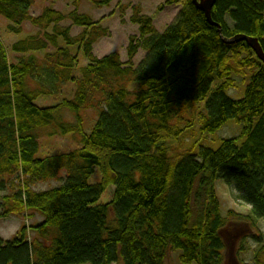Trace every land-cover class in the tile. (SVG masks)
Wrapping results in <instances>:
<instances>
[{"label": "trees", "instance_id": "16d2710c", "mask_svg": "<svg viewBox=\"0 0 264 264\" xmlns=\"http://www.w3.org/2000/svg\"><path fill=\"white\" fill-rule=\"evenodd\" d=\"M35 1L0 0L10 30L21 33L28 20L39 27L15 44L23 53L17 63L0 38V191L6 193L0 198L1 215L28 213L42 221L32 225L31 239L25 229L0 237V264H164L177 250L184 264L228 263V234L257 228L264 218V64L246 41L225 43L194 0H167L183 8L163 33L135 5L131 21L139 37H131L126 62L118 53L93 54L98 39L110 33L79 11L78 0L73 11L47 7L38 17L30 14ZM212 16L225 37H256L264 49V0H216ZM66 19L82 33L72 35L71 25H61ZM140 48L148 55L135 67ZM80 52L89 62L78 68ZM248 70L255 72L243 96L233 98L234 75ZM68 82L76 84L74 95L38 103L61 96ZM202 101L203 134L234 120L243 126L241 135L223 138L218 148L171 153L166 142L194 127L190 114ZM89 108L99 115L87 133L82 111ZM65 110L76 121H64ZM51 126L49 135H80L81 147L38 156L40 131ZM96 168L101 179L94 182ZM55 179L64 182L35 188ZM218 180L237 188L251 213L223 216ZM112 185V200L100 203ZM252 236L261 240L257 232ZM261 250L256 264H264Z\"/></svg>", "mask_w": 264, "mask_h": 264}, {"label": "rangeland", "instance_id": "374dc122", "mask_svg": "<svg viewBox=\"0 0 264 264\" xmlns=\"http://www.w3.org/2000/svg\"><path fill=\"white\" fill-rule=\"evenodd\" d=\"M79 11L90 15L102 27L109 30V36H103L93 46V54L97 57H104L111 53H118L122 61L126 62L128 59L127 47L132 36L139 37V25L131 21L133 15V7L140 5L142 13L150 16L153 19L154 26L158 33H163L169 26L174 24L178 18L180 11L183 8V2L166 5L167 0H111L109 6H98L91 0H78ZM47 7H52L63 13H68L76 9V3L72 0H36L31 9L30 14L38 17ZM10 21L5 17L0 16V38L5 45L10 62L17 63L20 61L23 53L14 51V46L17 42L25 40L39 31V27L35 26L31 21H26L22 25V32L17 33L9 28ZM62 26H72V21L64 20ZM51 30V29H50ZM82 27L72 26V35L76 36L82 33ZM53 47H49L46 51L39 52V57L43 58L47 51H52ZM77 54V53H75ZM28 55V54H26ZM148 51L140 48L138 54L134 58L135 67L145 59ZM78 68L88 64V57L80 52L78 54ZM255 70H248L247 75H234L235 86L229 90V94L233 98H240L245 92L251 74ZM219 81L214 83V87ZM213 87V88H214ZM76 90L74 82H68L63 85L61 96H46L38 100L42 105H53L61 101L64 97H71ZM205 101H202L194 106L192 114H190L194 127L187 130L178 140H169L166 142L170 148L171 153L179 150L189 148L196 145L197 149L200 146H209L218 148L221 145L223 138L238 137L242 133V125L230 120L222 129L216 134H203L199 127V113L204 111ZM194 111V112H193ZM64 121H76L74 114L65 110L62 112ZM99 111L95 108H89L82 111L84 117L85 131L90 133L96 125ZM54 128H42L40 131L39 144L40 153L38 156L45 157L54 154L68 153L74 149L81 147L80 135L74 132L62 135L55 132L49 135L48 131ZM198 152V150H196ZM101 179V173L98 168L92 176V181L96 182ZM17 180V179H15ZM64 179H55L47 182L36 184L37 190L50 189L52 187L61 185ZM9 186V184H8ZM217 193L221 202V211L223 216L228 217L231 212L249 214L251 213V206L239 198V191L234 186L227 185L223 180H218L216 184ZM115 186H110L102 195L100 203H106L112 200ZM10 193V192H7ZM0 191V197L3 196ZM0 198V237L9 239L16 237L26 230V236L31 239L34 236L33 226L42 221L40 216L31 217L27 214L11 213L9 215H1L3 208L1 207ZM33 225V226H32ZM257 228L244 227L239 229L232 235L228 234L230 240L229 244V258L226 264H256L257 255L264 246V218L257 220ZM257 232L261 240L255 239L252 235ZM263 250H261L262 252ZM181 251H170L165 264H184L180 260ZM91 264V263H86ZM115 264V263H114ZM195 264V263H193Z\"/></svg>", "mask_w": 264, "mask_h": 264}, {"label": "water", "instance_id": "95a60500", "mask_svg": "<svg viewBox=\"0 0 264 264\" xmlns=\"http://www.w3.org/2000/svg\"><path fill=\"white\" fill-rule=\"evenodd\" d=\"M215 3L216 0H194V4L199 10L205 13L209 23L217 27L218 32L225 43L231 44L238 41H246L248 46L255 52L257 58L264 64V49L258 38L243 34L236 35L232 38H227L223 35L222 26L213 20L212 12Z\"/></svg>", "mask_w": 264, "mask_h": 264}, {"label": "bare ground", "instance_id": "6f19581e", "mask_svg": "<svg viewBox=\"0 0 264 264\" xmlns=\"http://www.w3.org/2000/svg\"><path fill=\"white\" fill-rule=\"evenodd\" d=\"M246 227L249 228L250 226H246ZM9 239H10V238H9ZM165 263H166V261H165ZM165 263H164V264H165Z\"/></svg>", "mask_w": 264, "mask_h": 264}]
</instances>
